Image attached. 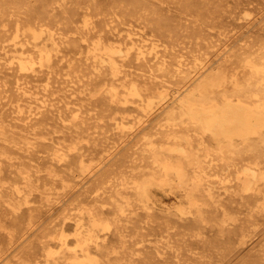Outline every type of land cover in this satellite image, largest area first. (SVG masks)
Listing matches in <instances>:
<instances>
[{
	"label": "rangeland",
	"instance_id": "obj_1",
	"mask_svg": "<svg viewBox=\"0 0 264 264\" xmlns=\"http://www.w3.org/2000/svg\"><path fill=\"white\" fill-rule=\"evenodd\" d=\"M226 95L264 104V0H0V264H264V127L183 101Z\"/></svg>",
	"mask_w": 264,
	"mask_h": 264
},
{
	"label": "bare ground",
	"instance_id": "obj_2",
	"mask_svg": "<svg viewBox=\"0 0 264 264\" xmlns=\"http://www.w3.org/2000/svg\"><path fill=\"white\" fill-rule=\"evenodd\" d=\"M108 49L114 51L115 46L110 45ZM15 56L23 60L22 55ZM111 58L114 59V56L111 55ZM210 79L211 77L205 78L202 84L206 85ZM133 92H138L137 87H133ZM183 101L189 107L192 116L200 115L216 135L224 134L229 138H233L235 135L248 137L264 127V104L262 102L257 103L254 107L241 97L233 98L228 95L225 96L224 103L215 100L207 101L194 96H184ZM174 148L184 151L181 145H174ZM165 168H174L181 176L185 174L181 163L166 161ZM173 206L183 213L187 212L186 205L181 201H175ZM98 221L103 223L101 220L95 219L96 223ZM77 245L81 246L83 251L78 253L75 250L76 257L73 264H101L99 257L90 250L87 236L80 237Z\"/></svg>",
	"mask_w": 264,
	"mask_h": 264
}]
</instances>
